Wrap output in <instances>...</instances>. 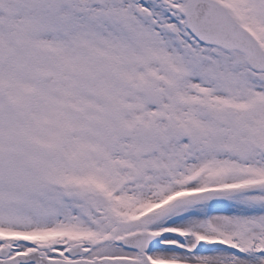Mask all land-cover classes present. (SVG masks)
<instances>
[{
    "label": "snow or ice",
    "instance_id": "6c2138e0",
    "mask_svg": "<svg viewBox=\"0 0 264 264\" xmlns=\"http://www.w3.org/2000/svg\"><path fill=\"white\" fill-rule=\"evenodd\" d=\"M0 264H264V0H0Z\"/></svg>",
    "mask_w": 264,
    "mask_h": 264
}]
</instances>
